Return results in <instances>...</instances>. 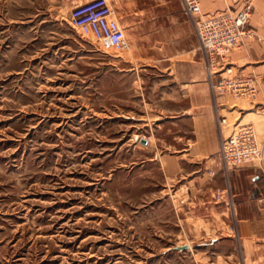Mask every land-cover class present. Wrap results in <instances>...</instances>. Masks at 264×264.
Here are the masks:
<instances>
[{"label": "rangeland", "instance_id": "1", "mask_svg": "<svg viewBox=\"0 0 264 264\" xmlns=\"http://www.w3.org/2000/svg\"><path fill=\"white\" fill-rule=\"evenodd\" d=\"M84 1L0 0V264H253L188 187L210 170L179 157L188 128L171 120L178 89L156 41L181 0H111L131 47L120 53L71 25ZM206 1V15L244 2ZM253 4L234 72L264 66V0ZM262 68L241 74L259 77L256 99L219 93L226 138L242 122L264 145ZM236 169L222 167L228 183Z\"/></svg>", "mask_w": 264, "mask_h": 264}, {"label": "crops", "instance_id": "2", "mask_svg": "<svg viewBox=\"0 0 264 264\" xmlns=\"http://www.w3.org/2000/svg\"><path fill=\"white\" fill-rule=\"evenodd\" d=\"M204 4L206 7V0L204 2L202 0L203 11ZM220 11L219 9L210 12L207 16ZM170 14L174 16L173 23L164 26L156 42L159 48L163 49V55L158 59L164 63L163 69L166 71L167 80L178 89V93L172 94L174 105L171 109V120L182 128H188L179 135L182 144L179 150L183 152L179 157L181 161L188 159L191 166L189 170H210L205 175L195 176L188 187L194 192L203 193L204 197L199 199V203L211 210L213 208L221 210L223 219L236 227V233L226 234L228 241L237 243L245 255L251 256L253 264H262L264 161L248 163L237 168L229 176L230 183L226 181L218 161L221 144L226 138L224 128L219 125V119L222 112L228 110L229 103L224 94L214 93L210 87L205 69V56L198 50L194 20L184 13L183 6L176 14ZM255 14L260 15L261 10L257 9ZM256 27L261 30L260 26ZM141 38L148 39V32L143 33ZM244 44L233 51L231 60L234 52L238 58H245L244 52H236L242 49ZM236 66L235 68L239 70ZM262 67L264 66L248 65L240 73H235H263ZM177 94L180 95L178 99ZM262 94L264 95V85ZM257 103L254 102L253 106ZM260 108L262 111L256 113L264 119V106ZM262 126L264 127V120ZM207 174L210 176L209 179ZM229 213H232V220L229 219Z\"/></svg>", "mask_w": 264, "mask_h": 264}, {"label": "built area", "instance_id": "3", "mask_svg": "<svg viewBox=\"0 0 264 264\" xmlns=\"http://www.w3.org/2000/svg\"><path fill=\"white\" fill-rule=\"evenodd\" d=\"M181 1L184 13L195 22L212 91L256 99L260 91L259 77L235 73L231 60L232 52L251 36L249 24L254 13L253 0H243L237 11L230 9L212 16L204 14L202 0ZM69 21L75 28L88 26L103 49L120 53L130 47L111 0L81 2L70 11ZM227 123V118L221 116L219 125L222 127ZM218 156L221 166L229 171L248 163L263 162L264 145L252 124L238 125L223 140Z\"/></svg>", "mask_w": 264, "mask_h": 264}, {"label": "bare ground", "instance_id": "4", "mask_svg": "<svg viewBox=\"0 0 264 264\" xmlns=\"http://www.w3.org/2000/svg\"><path fill=\"white\" fill-rule=\"evenodd\" d=\"M92 34V33H91ZM93 36V35H92ZM94 38V37H93ZM131 48V47H130ZM253 113V112H252ZM252 113H249V115H251ZM248 116V115H247ZM239 125H242V122L239 124Z\"/></svg>", "mask_w": 264, "mask_h": 264}]
</instances>
